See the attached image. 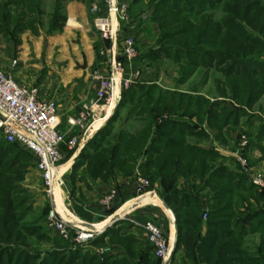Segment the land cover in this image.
<instances>
[{
  "label": "trees",
  "instance_id": "trees-1",
  "mask_svg": "<svg viewBox=\"0 0 264 264\" xmlns=\"http://www.w3.org/2000/svg\"><path fill=\"white\" fill-rule=\"evenodd\" d=\"M77 1L89 5L91 0ZM66 2L52 0V11L45 14L42 0H0L4 51L15 56L19 35L25 31L34 35L45 27L48 35L61 32ZM150 5L149 19L157 24L159 34L156 44L137 60L147 61L152 68L171 62L177 68L178 85L195 74L202 83L219 74L214 78L218 96L211 101L202 94L160 88L153 81L130 85L109 124L75 159L71 184L139 173L150 187L157 186L160 199L174 214L171 262L264 264V189L248 182L234 158L190 142L212 137L226 146L228 130L246 125L250 133L244 158L253 167L254 149L261 152V160L264 157V121L251 113L257 105L264 116V105H259L264 99V0H152ZM128 106L126 118L142 122L140 128L115 131L112 123L119 110ZM173 116L189 122L171 120ZM244 117L248 120L242 121ZM251 119L262 123L257 134ZM204 125L214 133L209 135ZM34 163L16 145L0 142V264H160L150 245L139 247L135 236L121 226L124 222L114 223L88 244L118 246L124 251L121 256L90 252L60 238L49 240L36 220H27L31 207L21 183ZM230 163L239 173L230 170ZM179 179L185 182L182 188ZM204 190L208 193L202 195ZM252 236L258 240L249 245ZM32 238L51 242L53 248L34 253L26 248Z\"/></svg>",
  "mask_w": 264,
  "mask_h": 264
},
{
  "label": "crops",
  "instance_id": "crops-1",
  "mask_svg": "<svg viewBox=\"0 0 264 264\" xmlns=\"http://www.w3.org/2000/svg\"><path fill=\"white\" fill-rule=\"evenodd\" d=\"M42 1L44 2V0ZM50 1L52 2V0ZM146 1L120 0L119 2L128 7L129 15L131 14L130 11L136 8V15L138 14L137 8L139 10L138 6ZM85 5V3L77 0H67L65 4L66 20L61 32L52 35H43V33L40 36H33L29 31L23 32L19 35L20 44L16 49L15 57L11 59L7 56L4 51L5 46L0 45V59L8 60L7 69L14 80L37 89L39 99L44 101L51 99L56 103L58 129L64 134V143L60 145L59 149L62 155V163L66 162L65 164L68 166L64 175L67 186L65 205L70 208V212L74 217L82 223L92 225L90 228L96 229L108 224L111 218L118 215L119 220L124 222L122 225L125 230L135 236L138 243L141 242L140 236L145 235L142 225L148 220H153L161 226L173 249L176 238V234L172 232V228L175 230V217L170 209L169 211L172 214H168L158 204L156 196H154L156 194L159 197L156 193L158 192L156 185L150 187L149 194L136 198L135 174L128 177L117 175L107 182L86 180L85 182L76 181L74 187L71 184L70 173L75 159L106 120L95 121L92 124V132L85 137L80 128L68 124L69 119L76 118L82 105L94 98L98 87L97 82L91 78L90 71L97 58L96 48L99 47L100 38L92 29L91 17ZM51 11L52 8L48 12L45 11V14ZM143 19H146L145 15ZM147 27H137L136 31L140 57L144 54L142 51L151 47L152 39H155L158 33L157 25ZM43 30L46 32V28H43ZM145 62V60L140 59V63H136L132 67H137L138 64ZM203 127L209 135L214 133L206 125ZM238 129L239 127L228 130V143L226 146L213 140L212 137L202 141L190 139V142L198 144L204 149L213 148L219 154L228 158L229 156L223 153H226L228 145L231 142L233 143V132H238ZM74 136L81 139V148L69 150L65 143ZM250 155L253 162L261 161L259 149H254ZM81 171L82 168L78 170L77 176L80 175ZM184 183L183 179H179L178 188H182ZM68 187L70 188L68 189ZM111 190L116 191L114 202L104 207L101 205L100 200ZM79 196L80 198H78ZM79 199L81 203L77 201ZM122 203L125 205L120 207L115 215H109L110 210L114 212L116 206H120ZM128 212H130L129 216L122 218ZM75 218L74 220H77ZM105 218L107 219L102 221ZM111 252V254L119 256L124 254L123 249L120 247L116 252ZM176 261L172 264H178L177 259Z\"/></svg>",
  "mask_w": 264,
  "mask_h": 264
},
{
  "label": "built area",
  "instance_id": "built-area-1",
  "mask_svg": "<svg viewBox=\"0 0 264 264\" xmlns=\"http://www.w3.org/2000/svg\"><path fill=\"white\" fill-rule=\"evenodd\" d=\"M127 9V6L118 0H96L91 7L95 31L104 42L109 43L108 49L102 53L105 55L108 70L104 73L100 71L93 73L92 79L98 84L94 98L82 105L76 118L68 120L70 126L82 130L84 137L92 132V124L95 120L97 118L107 120L115 104L118 103L119 97L112 105L116 80L120 82V73H123V68L117 59V38L120 34L119 23L128 20ZM120 52L119 55L124 63L132 67L139 55L135 39L130 36L122 37ZM137 76V67H132L130 77L124 83H129ZM58 125L57 106L54 101L39 99L37 89L20 85L9 73L0 71V134L6 143L18 146L34 159L41 173L45 192L50 198L51 208L45 218L48 228L60 239L74 245H83L104 231H96L87 227L68 209H64L67 217H74L77 220L64 218L55 205V188H62L66 185L65 170L60 172L64 164L59 149L64 143V134L59 131ZM65 144L69 150H75L81 148L82 142L80 138L74 136ZM246 144L247 137L242 136L238 151L231 155L239 163L248 182L258 189H264V172L250 166L242 154ZM134 182L138 195L149 194L150 183L147 179L136 173ZM115 195L116 191L111 190L100 201L101 205L104 207L111 205ZM142 229L146 243L150 245L160 264H172V247L161 226L153 220H148L142 225ZM108 251L109 249H106L100 253Z\"/></svg>",
  "mask_w": 264,
  "mask_h": 264
},
{
  "label": "rangeland",
  "instance_id": "rangeland-1",
  "mask_svg": "<svg viewBox=\"0 0 264 264\" xmlns=\"http://www.w3.org/2000/svg\"><path fill=\"white\" fill-rule=\"evenodd\" d=\"M118 1H120V0H118ZM151 1L152 0H147L144 4L139 5L138 6L139 10L137 8L138 14H136V15H135L136 8L133 9V11L131 10L130 11L131 14H130V17L128 16L129 17L128 20L125 21V22L121 21L119 23L120 24V31H119L120 34L118 35V38H117V41H118V46H117L118 47V50H117V54L118 55H117V59H118L119 64L123 68V73H120L121 80H120V82L118 81L119 92H118V94L116 96V99L119 97L118 103L121 101V95H122L123 91L126 90L130 85H132V84H142V83H147V84L149 83L150 84V82H152V81L155 82L160 88H163V89L178 90V91L187 92V93L188 92H193V94H202V95H205L207 98H209L211 101H213L218 96V94L216 92V88H215L216 84L214 82V78L215 77L216 78L220 77L219 74H214V75L211 74L208 77V79H207V81L205 83L200 82V75L195 74L184 85H178L175 82L176 77H177V72H176L177 68H176V66L174 64H172L171 62H168V61H165L163 64L158 65L157 68L150 67L148 65L147 61L145 63L138 64L139 65V66L137 65L138 76L133 78L129 83H127V84L124 83L125 80L129 79L132 67H130L128 64L124 63L121 55H119V54H121V52H120V42H121L122 37H125V36L133 37L135 39V41H136L137 40L136 31H137L138 28L147 27V26H151V25H157L156 23L150 21V19H149L151 11H152V7L150 5ZM95 2H96V0H91L89 5H87V4L85 5L87 7V10H88L89 15L91 17V26H92V29L94 31H95V29L93 27V18H94V16L92 14L91 7H92V5ZM51 5H52V2L50 0H44L43 9L46 12H48L52 8ZM140 6H142V7H140ZM127 12H128V9H127ZM144 15L148 16V17H146V19H143ZM217 16H219V13H216V17ZM43 22L45 23V21H43ZM43 28L45 29V27H40V28L37 29L38 30V34H34L33 35L30 31L29 32L33 36H40L43 33H44L43 35H47L46 32L43 30ZM157 28H158V26H157ZM131 31H134V32L131 33ZM95 33L99 36V34L96 31H95ZM158 34H159V30H158V33L155 36V39H152L153 43L150 45L151 47H153L156 44V40H157ZM99 38H100V36H99ZM136 43H137V41H136ZM108 47H109V45L106 44V42H104L100 38L99 47L96 48L97 49L96 50L97 58H96V61L94 62L93 66L91 68V71H90L91 78H92V75H93V73L95 71H100L101 73L102 72L104 73V72H106L108 70L107 65H106L105 55L102 54V53L105 52L106 49H108ZM148 49H149V47H148ZM148 49H146V50H144L142 52L144 53ZM138 52H139L138 56H140V50H138ZM7 56H9V55L7 54ZM9 57L12 59L15 56H13V57L9 56ZM136 61H135V65H136V63H140L139 59L136 60ZM7 65H8V60H4V59L1 60L0 59V71H3L5 73H9V71L7 69ZM134 68H136V67H134ZM15 82H17V81L15 80ZM193 83L195 85H194L193 88H191V86H193ZM18 84L26 86V87H30L29 85H26L24 83H18ZM47 100H51V99H47ZM218 100H221V99L218 98ZM118 103L115 104V108L113 109V111L110 114V116L108 117V119L104 123H102L103 124L102 127H104L105 125L109 124L108 122L114 116V113L116 111ZM259 105H260V107L264 105V99L260 100ZM128 108H129V106L128 107H124L121 110H119V114H118V117H117L116 121H114L112 123L113 126H114L115 131L119 130L120 128H124V129L129 130V131H133V130H136V129L140 128V125L142 124V122H137V121L133 120V118H130V119L126 118V113H127ZM251 113H253L255 115H258L259 117L263 118V121H264V116H263V113L259 111V106L256 105ZM102 119L103 118H101V119L97 118L95 121H100ZM170 119L171 120H175V121H181V122H189L188 119H181V118H179L177 116L176 117L175 116L170 117ZM247 120H248L247 117H244L242 119V121H247ZM250 122H251V125L253 126L252 129H253L254 133L257 134L256 130H258V128L262 127V123L257 121V120H255V119H251ZM240 126H239V129H238V132H235V133L233 132V137H234L233 143L231 142L230 145H228V150L226 151V153H223V154H225V155H227V156H229L231 158H234L231 155V153H235L236 151H238L241 137L242 136L247 137L248 133H250V131L248 130L246 125H240ZM97 132H98V130H97ZM97 132H95V134ZM236 140H238L237 146H236ZM0 142L1 143L4 142V139H3L1 134H0ZM247 144H248V139H247ZM247 144H246V146H247ZM233 146L236 147V148L233 149ZM246 146L244 148H246ZM262 146L264 147V141L262 142ZM17 148L19 150H21L22 152L26 153L24 150L20 149L18 146H17ZM244 148H243V150H244ZM263 152H264V150H263ZM261 156H262V154H261ZM250 159H251V155H250ZM251 161H252V159H251ZM65 163L66 162H64V165H66ZM228 165L230 167V170H232V172H234L235 174L239 173V170L236 169V167H234L233 164L230 163ZM253 167L256 170H259L260 172H264V157L262 158L261 161L259 160V162H256L255 166H253ZM135 175H136V173H135ZM135 175H134V177H135ZM21 185H22V188L26 190V193H27L26 195L28 196V204L31 207V209H30V211L28 213V216H27V220H29V221H32V220L35 221L36 220L38 222L39 226L42 228L41 232L49 240L59 239L58 237L55 236V234L52 232V230H50L48 228V226L46 225V222H45V218H46V216H47V214H48V212L50 211V208H51V206H50V198L45 192L44 183H43V180H42L41 173L38 170V168L36 167L35 163H34V165L33 164L30 165L26 169V173L24 175V179H23ZM184 185H185V183H184ZM66 187L67 186L65 185L62 188H55V191H54L55 204L60 209L61 213H64V214L66 213L64 211V209L70 210V208L65 205V200H66V196H67ZM88 187L90 188V186H88ZM69 188L70 187H68V189ZM156 193L158 194V192H156ZM206 193H208V191L204 190L202 192V195H204ZM140 197H143V196H140L138 194L136 195V198H140ZM78 198H80V196ZM103 198H101V200ZM77 201H80V199L77 200ZM80 203H81V201H80ZM123 205H125V204L122 203L120 206H116V209L114 210V212L111 215H115L117 210L120 207H122ZM261 207L264 208V204ZM130 212L125 214L122 218L128 217ZM109 217H111V216H109ZM106 219L107 218L103 219L102 221H104ZM118 221L122 222L120 220H118ZM121 226H123V225H121ZM140 238H141V242L138 243L139 247L141 249H144V248H146L148 246V244L146 243V240H145V235H141ZM251 240L253 242H257L258 238H257V236H252V237L248 238L247 244L250 245ZM88 244H89V242L85 243L83 245H80V246L84 250H87V251H90V252H95L97 254H101L100 252L103 251V250H106V249L110 250L108 252H111V251H115L116 252L118 250V246H114V245H109V246H107V248H95V247L90 246ZM26 248L28 250H32V252H34V253H41L42 254L45 251L51 250L53 247L51 245V242L37 241L35 238H32V239H29L28 246H26ZM116 248H117V250H116ZM152 255H153V253H152Z\"/></svg>",
  "mask_w": 264,
  "mask_h": 264
},
{
  "label": "bare ground",
  "instance_id": "bare-ground-1",
  "mask_svg": "<svg viewBox=\"0 0 264 264\" xmlns=\"http://www.w3.org/2000/svg\"><path fill=\"white\" fill-rule=\"evenodd\" d=\"M118 92H119V84H118V79H117V80H116L115 87H114V98H113V101H112V105H114V101L116 100V96H117ZM66 169H67V165H63V166L60 168V172L66 170ZM154 196H155V195H154ZM155 198H156L158 204H159V205H160V206H161V207H162V208H163L168 214H170V211H169L168 209H166V208L163 207L161 201H160L157 197H155ZM55 205H56V204H55ZM57 209H58V211L61 213V211H60V209H59L58 207H57ZM61 214H62V216H63L64 218H67V219H70V220H74L73 217H67L66 213H65V214H64V213H61ZM114 217H115V218H119L118 215H116V216H114ZM109 223H110V222H109ZM109 223L106 224V225L100 226V227H98V228H96V229H93V230L101 231V230H103L106 226H108ZM172 232H173V234H174V233H175V230H173Z\"/></svg>",
  "mask_w": 264,
  "mask_h": 264
},
{
  "label": "water",
  "instance_id": "water-1",
  "mask_svg": "<svg viewBox=\"0 0 264 264\" xmlns=\"http://www.w3.org/2000/svg\"><path fill=\"white\" fill-rule=\"evenodd\" d=\"M154 195H155L156 197H158L156 194H154ZM158 198H159V197H158ZM159 200L161 201L163 207L166 208V209H168V207L165 205V203H164L160 198H159ZM168 210H169V209H168ZM118 220H119V218H115V217L111 218L109 225L106 226V227L103 229V231H105L106 228L111 227V226H112L114 223H116ZM86 226L90 228L92 225L86 224ZM174 228H175V234H176V226H174ZM174 245H175V243L173 244V249H174ZM173 249H172V252H173ZM172 252H171V255H172Z\"/></svg>",
  "mask_w": 264,
  "mask_h": 264
}]
</instances>
